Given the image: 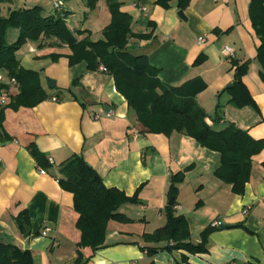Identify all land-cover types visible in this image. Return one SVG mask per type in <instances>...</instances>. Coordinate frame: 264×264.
Masks as SVG:
<instances>
[{"label": "crops", "instance_id": "obj_1", "mask_svg": "<svg viewBox=\"0 0 264 264\" xmlns=\"http://www.w3.org/2000/svg\"><path fill=\"white\" fill-rule=\"evenodd\" d=\"M63 2L69 28L88 31L78 35L79 39L87 34L94 41L103 37L111 21L106 0H99L94 10L87 8L85 0ZM121 2V10L132 17L133 33L152 31L148 38H130L129 53L147 55L160 69L165 84L179 86L202 79L207 87L197 95V102L216 129L231 122L252 138L264 139V81L256 59L260 40L249 14L251 0H191L183 10L187 20L178 15V0H170L168 8L155 0ZM34 6H41L46 16L61 15L50 0H9L1 5V14L8 16L13 10ZM18 34L17 29H9L8 42L13 43ZM199 37L205 41L200 43ZM225 45L234 49L235 60L251 61L242 79L256 106L237 107L224 92L234 81L231 60L222 52ZM69 52L52 38L28 42L18 51L21 65L40 74L50 98L32 108L5 110L3 130L10 138H0V242L24 249L28 241L33 264H73L81 238L78 214L73 194L61 187L57 175L62 162L82 154L107 187H116L128 196L140 190L141 199L119 210L132 221L108 222L103 247L81 249L90 258L85 264H264V148L252 157L245 192L237 195L230 184L215 176L221 165L219 152L178 132L169 136L142 133L143 126L117 91L112 75L101 68L89 70L84 62L71 66L66 56L56 61L47 56ZM201 56L204 60L196 64ZM50 79L52 87L48 86ZM6 89L9 100L5 105L19 92L13 86ZM109 111L110 116L106 115ZM31 142L48 161L53 159L44 174L28 150ZM189 166L179 184L175 212L186 217L192 241L198 243L202 231L216 219L234 226L215 229L207 253L174 249L150 257L144 247L154 244L145 242L143 235L166 223L171 176ZM23 211L29 214V235L16 222ZM46 226L53 230L42 236Z\"/></svg>", "mask_w": 264, "mask_h": 264}, {"label": "trees", "instance_id": "obj_2", "mask_svg": "<svg viewBox=\"0 0 264 264\" xmlns=\"http://www.w3.org/2000/svg\"><path fill=\"white\" fill-rule=\"evenodd\" d=\"M9 0H0V69L9 77L17 80L19 92L11 101L0 108V138L8 139L4 132L6 108L19 110L21 107L32 108L50 98V94L41 83L40 74L21 65L18 51L28 42L43 39H55L58 45H66L69 53H51L47 55L56 61L62 56L69 59V64L86 63L87 68L98 71L101 67L112 75L116 89L128 102L129 109L136 115L143 126L142 133L171 135L182 133L196 139L202 147L219 152L221 165L215 176L222 182L232 186L233 193L243 195L249 181L252 157L264 148V139H254L249 133L229 122L221 130L208 123V114L197 102V95L207 87L200 78H194L179 86L165 84L159 77L160 69L153 66L145 54L134 55L127 51L130 38H148L152 31L144 34L132 32V17L121 10V0H106L111 14L110 23L103 30V37L92 40L87 34L82 39L78 35L87 30L73 31L69 28L66 16L44 14L41 6L13 10L8 16L1 14V5ZM99 0H85L89 10H94ZM165 8L170 0H155ZM191 0H178V7L185 10ZM249 14L253 28L260 40L257 49V61L260 64V76L264 81V0H251ZM9 29L19 31L13 43L7 40ZM215 32L218 30L215 29ZM231 69H234V81L224 92L230 95V102L237 107L256 106L255 100L243 82V76L249 71L251 61L240 62L234 57ZM204 56L196 60L201 63ZM78 79L73 81L76 85ZM220 106H218V109ZM218 118L214 119V123ZM28 150L43 169H49L45 153L41 152L35 142L28 144ZM192 166L171 176L170 197L176 198L179 184ZM57 179L61 187L73 194L74 209L78 214L76 226L81 233L78 242V255L73 264H85L90 258L81 252L89 247L93 251L105 245L107 225L110 220L132 221L119 210L125 204H138L140 190L133 196L124 191L105 185L101 176L90 166L82 154H73L62 162L58 168ZM175 205L165 209L166 223L143 239L154 246L144 247L148 256L153 257L161 250L183 249L192 254L209 251V236L218 227L208 226L200 234V241L194 243L191 238L189 223L184 215H177ZM199 203H197V206ZM21 232L29 235V214L21 212L16 218ZM165 245L159 246L158 244ZM0 264H33V256L29 249L0 242ZM153 264V263H151Z\"/></svg>", "mask_w": 264, "mask_h": 264}, {"label": "built area", "instance_id": "obj_3", "mask_svg": "<svg viewBox=\"0 0 264 264\" xmlns=\"http://www.w3.org/2000/svg\"><path fill=\"white\" fill-rule=\"evenodd\" d=\"M53 6V9H55V11L59 12L61 15H63V7H64V2L63 0H50ZM199 42H204L205 38L204 37H199ZM222 52L226 55H228L229 57H233L234 56V49L229 46V45H225L222 49ZM102 70H105L104 67H101ZM8 86H13L15 88L18 89V84H17V80L15 78L6 76L4 74V72L0 69V106L5 105L7 103V101L9 100V94L7 91V87ZM55 100V98H54ZM103 112L97 113L96 117H100V115ZM112 114L111 111L107 112L106 115L110 116ZM49 161L51 163H53V159L49 158ZM41 173H46L45 169H40ZM246 212V211H245ZM221 221L216 219L214 221H212L211 226L212 227H219L221 225ZM52 227L50 226H46L43 228V230L41 231V235L42 236H48L50 234V232L52 231ZM57 242H53V246H56Z\"/></svg>", "mask_w": 264, "mask_h": 264}, {"label": "water", "instance_id": "obj_4", "mask_svg": "<svg viewBox=\"0 0 264 264\" xmlns=\"http://www.w3.org/2000/svg\"><path fill=\"white\" fill-rule=\"evenodd\" d=\"M178 15H179V17L182 18L183 20H187V17L185 16L183 10H179V11H178ZM48 86H49V87H52V86H53V80H51V79L48 80ZM230 86H232V85H230ZM175 203H176L175 198H174V197H170L169 204H170V205H174ZM233 226H234L233 224H227V223H224V224H221V225H220V228H221V229H227V228H232ZM24 249H29V242H28V241H26L25 246H24Z\"/></svg>", "mask_w": 264, "mask_h": 264}]
</instances>
